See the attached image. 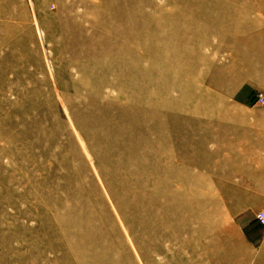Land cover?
I'll list each match as a JSON object with an SVG mask.
<instances>
[{"label":"rangeland","instance_id":"374dc122","mask_svg":"<svg viewBox=\"0 0 264 264\" xmlns=\"http://www.w3.org/2000/svg\"><path fill=\"white\" fill-rule=\"evenodd\" d=\"M96 25L127 47L126 118L102 114L128 134L90 103ZM262 90L264 0H0V264H264L224 202L253 172L222 171Z\"/></svg>","mask_w":264,"mask_h":264},{"label":"crops","instance_id":"0c3cea01","mask_svg":"<svg viewBox=\"0 0 264 264\" xmlns=\"http://www.w3.org/2000/svg\"><path fill=\"white\" fill-rule=\"evenodd\" d=\"M233 138L227 148L235 156L222 171L228 173H250L249 181L241 180L226 186L224 202L235 206L232 215L237 219L242 234L247 240L257 243L264 237L263 227H258L255 214L264 210V115L243 118L237 123ZM230 137V136H229ZM224 147V146H223Z\"/></svg>","mask_w":264,"mask_h":264},{"label":"bare ground","instance_id":"6f19581e","mask_svg":"<svg viewBox=\"0 0 264 264\" xmlns=\"http://www.w3.org/2000/svg\"><path fill=\"white\" fill-rule=\"evenodd\" d=\"M82 24V23H81ZM90 26V25H89ZM113 27V31L112 33H116L118 31V29L115 27V26H112ZM109 29H107L106 27H101V26H97L94 27V32L95 33H98V32H101L98 34L95 35V37H93L91 39V45L89 46V50H88V55L91 56V64L96 66V68H92V67H87V68H84V73H86V81L88 83H93L95 84L96 88L94 89L93 93L90 95V103L93 104H102V102L104 103V107H99L97 109L98 111V114H100L101 116L97 117L100 121L101 124H107L108 127H111V130H110V133L112 135H114L115 132H118L117 135L121 134V133H126L128 134L127 132V129H125L120 123L123 122L125 120V110H127V102L125 100H122V95L126 92L127 90V86H126V82H124L123 80H121L120 78L123 77L124 75L127 74L126 72V68H125V59H124V55H125V51L127 50V47H123L121 42L119 43L118 46H115V47H109V41L107 42V38H108V31ZM84 33V32H83ZM82 33V34H83ZM111 33V32H110ZM88 34V33H87ZM119 35V34H117ZM80 36V35H79ZM111 36V35H109ZM105 37V38H104ZM120 37V35H119ZM86 38V37H85ZM100 38V40H99ZM103 38V39H102ZM112 39V37H111ZM121 39V38H120ZM116 40V39H115ZM118 40V39H117ZM79 41V39H78ZM84 41V40H83ZM86 41V40H85ZM121 41V40H120ZM77 42V41H76ZM82 43V41H80ZM78 45H80L78 42H77ZM87 44V43H86ZM84 44V45H86ZM83 45V46H84ZM77 46V45H76ZM87 46V45H86ZM122 46V47H121ZM83 49V48H81ZM82 51V50H81ZM83 54V53H81ZM87 54L85 56H87ZM110 55L112 57V59L110 58ZM79 56H82V55H79ZM148 58L152 57L150 55H147ZM88 57V56H87ZM90 58V57H88ZM153 59V58H152ZM156 60V59H155ZM86 61V60H85ZM151 61V59L149 60ZM87 62V61H86ZM152 62V61H151ZM88 64V63H87ZM152 65V64H151ZM153 66V65H152ZM86 67V66H85ZM153 68H155V70L159 71V68L156 66H154ZM96 69V70H95ZM154 71V69H153ZM163 72H165L163 70ZM162 72V73H163ZM155 73V72H154ZM160 75V74H158ZM143 76V75H142ZM145 76V75H144ZM141 77H139V80L141 81L140 79ZM161 80V79H160ZM164 80V79H163ZM81 82V81H80ZM83 82V81H82ZM79 84V83H78ZM80 87L82 88H86L88 87L86 84L84 83H80L79 84ZM105 86L106 87H109V88H116V89H119V94H120V97H117L115 96V93H114V97H113V94L111 96L110 92L108 93V91H106L105 89ZM141 86H142V81L141 83H138V87L139 89L141 90ZM158 87V85H157ZM143 88V86H142ZM159 88V87H158ZM115 90V89H114ZM165 91V90H164ZM159 93V92H158ZM88 94H90V92L88 91ZM157 94V93H156ZM129 95V94H128ZM141 96V95H140ZM156 95H153L152 97H154ZM117 97V98H116ZM185 98V97H184ZM172 98L168 99V102H172L171 101ZM182 100V99H181ZM185 100V99H184ZM148 101V100H147ZM120 102V106H121V122H120V119L118 121H115V119L113 120V118H111V116L107 115V117H104L103 116V112L105 113H108L109 112V109H110V106L113 105L114 103L115 104H119ZM134 102H137L139 106L140 104H142V102L144 101H140V100H134ZM167 102V103H168ZM173 104V103H172ZM170 105L169 109L172 108L173 105ZM182 104V103H181ZM180 104V105H181ZM134 106V105H133ZM132 106V107H133ZM127 108V109H126ZM135 108V107H134ZM111 113V112H110ZM115 113V112H114ZM114 113H111V114H114ZM141 113V112H140ZM110 114V115H111ZM119 114V113H118ZM115 115V114H114ZM118 115L116 114V117ZM143 119V118H142ZM143 123H146V122H143ZM143 128H144V125H143ZM145 137V136H143ZM142 138V137H141ZM146 139V138H145ZM146 142H147V139H146ZM145 142V143H146ZM149 142V141H148ZM141 145L143 143V146H145V143L144 142H140ZM148 144V143H147ZM144 149V147H143ZM136 150H138V148H136ZM143 151V150H142ZM149 156L147 155L146 159L148 158ZM132 162H134L135 165H138V163L136 162L135 159H132L131 160ZM34 163V162H33ZM145 167V166H144ZM124 171V170H123ZM141 171V170H140ZM140 171H136L138 172V174H141ZM129 172V171H128ZM126 173V172H125ZM131 173V172H129ZM122 174V173H121ZM137 174V176H138ZM124 176V175H122ZM141 176V175H140ZM152 175H150V172L148 173V177H151ZM125 177V176H124ZM123 177V179H124ZM129 179V178H128ZM127 182V181H126ZM128 182H130L128 180ZM135 183V182H133ZM133 183H131V185H133ZM129 185V184H128ZM136 186V185H135ZM130 189V188H128ZM134 188L132 187L131 190H133ZM130 190V191H131ZM131 194V193H130ZM136 195V194H135ZM130 196V195H129ZM128 197V196H126ZM132 197V195L130 196ZM134 198V197H133ZM163 198V197H162ZM119 199V198H118ZM132 198H130L131 200ZM155 199V198H154ZM153 199V201H154ZM157 200V199H156ZM150 201V199H149ZM163 201V199H162ZM131 202V201H130ZM151 202V201H150ZM157 202V201H156ZM132 203V202H131ZM148 203V202H147ZM142 205V204H140ZM148 205V204H147ZM157 205V204H156ZM153 206V205H152ZM163 206V205H161ZM171 208V207H170ZM70 209V208H69ZM132 210L133 211H140V210H145V207H142V206H133L132 207ZM160 211V209H158ZM169 211H166V209H162L159 213L157 212H151V219L150 220H154V219H161L163 216H168L170 215L171 213H173V211H171L169 208H168ZM196 213L194 211V214H191V217H195L196 216ZM198 214V213H197ZM190 217V218H191ZM191 220V219H190ZM170 225V224H168ZM167 225V226H168ZM166 226V224L164 223H161V224H155L151 227V229L149 228L151 234L153 236H156V237H159L160 239H164L166 236H163L162 234H160V232L162 231V229ZM166 226V227H167ZM165 230V229H164ZM164 233V232H163ZM167 238V237H166ZM162 248V247H161Z\"/></svg>","mask_w":264,"mask_h":264},{"label":"built area","instance_id":"2783aa9c","mask_svg":"<svg viewBox=\"0 0 264 264\" xmlns=\"http://www.w3.org/2000/svg\"><path fill=\"white\" fill-rule=\"evenodd\" d=\"M256 103L259 105L264 104V91L256 92L254 96ZM257 225L264 226V210L257 211L255 214Z\"/></svg>","mask_w":264,"mask_h":264}]
</instances>
